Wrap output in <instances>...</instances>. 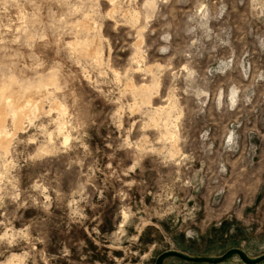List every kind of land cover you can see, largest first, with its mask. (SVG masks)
Here are the masks:
<instances>
[{
	"label": "rangeland",
	"instance_id": "1",
	"mask_svg": "<svg viewBox=\"0 0 264 264\" xmlns=\"http://www.w3.org/2000/svg\"><path fill=\"white\" fill-rule=\"evenodd\" d=\"M1 90L0 264H264V0H0Z\"/></svg>",
	"mask_w": 264,
	"mask_h": 264
},
{
	"label": "bare ground",
	"instance_id": "2",
	"mask_svg": "<svg viewBox=\"0 0 264 264\" xmlns=\"http://www.w3.org/2000/svg\"><path fill=\"white\" fill-rule=\"evenodd\" d=\"M4 93H5V90H1L0 91V102H1V100L3 101L4 98H5ZM7 100H9V99L7 98ZM12 105H13V108L15 107V114H14V116L12 118V123L15 126H18L20 124V122L24 119V117H26L27 112L25 110V107L22 106V105H18V104L14 103V102L12 103ZM4 121H5V114L2 111V109H1V111H0V150L3 151V153H7L8 152V144L10 142L11 135L9 136V135L3 134Z\"/></svg>",
	"mask_w": 264,
	"mask_h": 264
},
{
	"label": "water",
	"instance_id": "3",
	"mask_svg": "<svg viewBox=\"0 0 264 264\" xmlns=\"http://www.w3.org/2000/svg\"><path fill=\"white\" fill-rule=\"evenodd\" d=\"M174 256L176 257H179V258H182V259H185L187 261H193V262H200V261H204V262H209V263H217V262H212V261H209L207 259H192V258H186V257H183L179 254H173ZM240 259L245 262V260L240 256Z\"/></svg>",
	"mask_w": 264,
	"mask_h": 264
},
{
	"label": "trees",
	"instance_id": "4",
	"mask_svg": "<svg viewBox=\"0 0 264 264\" xmlns=\"http://www.w3.org/2000/svg\"><path fill=\"white\" fill-rule=\"evenodd\" d=\"M230 253H231V252H229L227 255H225V256L223 257V259H225ZM166 256H174V255H173V254H165L163 257H166ZM163 257H162V258H163ZM262 259H264V257H263Z\"/></svg>",
	"mask_w": 264,
	"mask_h": 264
}]
</instances>
